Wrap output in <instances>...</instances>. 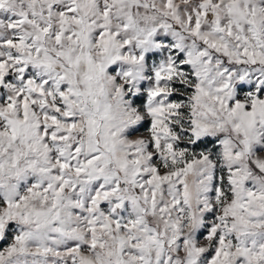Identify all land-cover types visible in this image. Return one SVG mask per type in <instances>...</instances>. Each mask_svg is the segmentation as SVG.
I'll return each instance as SVG.
<instances>
[{
    "label": "snow or ice",
    "instance_id": "6c2138e0",
    "mask_svg": "<svg viewBox=\"0 0 264 264\" xmlns=\"http://www.w3.org/2000/svg\"><path fill=\"white\" fill-rule=\"evenodd\" d=\"M0 264H264V0H0Z\"/></svg>",
    "mask_w": 264,
    "mask_h": 264
}]
</instances>
